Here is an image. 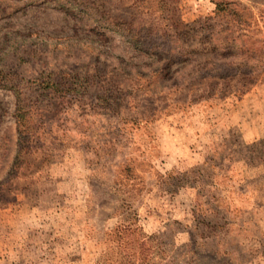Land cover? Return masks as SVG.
I'll use <instances>...</instances> for the list:
<instances>
[{"label":"rangeland","instance_id":"1","mask_svg":"<svg viewBox=\"0 0 264 264\" xmlns=\"http://www.w3.org/2000/svg\"><path fill=\"white\" fill-rule=\"evenodd\" d=\"M263 39L264 0H0V264H264Z\"/></svg>","mask_w":264,"mask_h":264},{"label":"trees","instance_id":"2","mask_svg":"<svg viewBox=\"0 0 264 264\" xmlns=\"http://www.w3.org/2000/svg\"><path fill=\"white\" fill-rule=\"evenodd\" d=\"M227 9V7H221L219 8L216 13L214 15L211 16H207L205 17L206 19H214L217 16H220L219 12H221V10ZM231 13H233V10H230ZM215 22V23H213ZM196 23H199L200 25H204L203 28H211L212 26L216 27V26H223L224 24H233L234 26L239 25L242 26V24H239L238 21H233L231 18L229 21H223V23L218 22V21H196ZM193 25V24H190ZM206 25V26H205ZM231 29V27H229ZM227 32L229 34V32H233V30H226V29H218L217 31H212L210 34H206V37L212 38L214 37L215 34L217 33H223ZM227 34V36H229ZM211 35V36H210ZM205 37V36H204ZM226 40H236L235 37H225ZM262 44H263V49H264V39L262 40ZM231 49V48H230ZM229 49V50H230ZM204 50V49H203ZM234 50H232L229 54H228V58H235V53H233ZM234 56V57H232ZM236 58H240V57H236ZM262 60H263V67H264V53L262 55ZM235 59H229L227 60L225 63H219V64H215L212 65L213 69H209V67L206 69V71L204 73H202L203 77H209V76H214V77H231L233 76V73H226V72H222V71H226L228 69L229 66L235 64L234 63ZM204 68V67H203ZM204 70V69H203ZM214 70V71H213ZM202 72V71H201ZM253 73V71H250L249 74L251 75ZM48 86V85H47ZM14 92L16 95V109H15V117H16V122H17V131H18V152L16 155V159L18 160L19 157H21V155H23V153H25V151L27 150V144H26V140H27V127H26V117L28 116V114L31 113L28 104L25 102V97L23 96L22 91L17 88L14 87Z\"/></svg>","mask_w":264,"mask_h":264}]
</instances>
